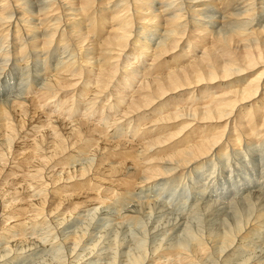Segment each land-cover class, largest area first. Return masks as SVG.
<instances>
[{
  "label": "bare ground",
  "instance_id": "1",
  "mask_svg": "<svg viewBox=\"0 0 264 264\" xmlns=\"http://www.w3.org/2000/svg\"><path fill=\"white\" fill-rule=\"evenodd\" d=\"M0 44L2 85L30 59L39 73L25 98H0V263L19 261L22 252L35 258L41 238L28 235L51 225L48 245L63 238L70 246L60 264L122 257L120 264H264V192L257 185L243 198L248 205L234 207L237 218L228 215L232 221L210 210L229 203L202 204L203 218L213 215L211 229L192 242L177 215L151 222L158 203L150 197L122 219L112 217L118 221L107 244L86 235L100 227L92 220L112 198L117 208L130 204L135 191L155 194L157 181L179 171L263 145L264 0H0ZM249 205L259 213L241 224ZM146 210L154 242L142 256L129 249L128 259L130 241L119 232L126 218Z\"/></svg>",
  "mask_w": 264,
  "mask_h": 264
},
{
  "label": "rangeland",
  "instance_id": "2",
  "mask_svg": "<svg viewBox=\"0 0 264 264\" xmlns=\"http://www.w3.org/2000/svg\"><path fill=\"white\" fill-rule=\"evenodd\" d=\"M221 5H218V7H220ZM104 32H105V29H104ZM106 36H109V32H106L105 35L103 36V38L100 40L102 41L103 39L106 38ZM99 41V42H100ZM1 45V44H0ZM44 56V55H43ZM65 57V56H62L61 59ZM44 59V57H43ZM31 60V59H30ZM28 61V67L26 69H21L18 73H15V75H12L10 74V76H8L7 78H5V83L6 85H2V82H0V98H4L6 95H7V98L9 97L10 99H12L14 96H22V98H25V95H23L25 92H26V89L28 88V85L30 83H33L35 82V76L34 73L36 74H39L38 73V70H37V67L35 68V63L32 62V61ZM40 62V61H39ZM17 65L19 63L15 62ZM32 63V64H31ZM20 66V64H19ZM33 69V70H31ZM36 70V71H35ZM3 71V72H2ZM4 71L5 70H0V78L2 77V75L4 74ZM32 74V75H31ZM33 76V77H32ZM10 78V79H9ZM13 80V81H12ZM33 81V82H32ZM9 83V84H8ZM44 83H45V80L42 81V84H41V88L42 86H44ZM40 85V82L38 83ZM3 86V87H2ZM9 87V88H8ZM11 88V90H10ZM2 90V91H1ZM5 91V92H4ZM3 93V95H2ZM9 93V94H8ZM22 94V95H21ZM126 94V93H125ZM12 95V96H11ZM113 104H111L112 106ZM83 107H81L80 109H82ZM257 146L256 147H251V146H243L242 148L240 149H235L234 151L233 150H230L228 153H226V155H223L221 157H218V156H215V157H212V158H209V160H206V162L204 161L203 163H200V167L198 168V170H187V171H179L178 173H176L175 175H171L168 179H163L162 181L159 180L157 181V185L154 186L155 188V194L153 193V191H150V192H147V193H150V194H146L145 192L141 193L140 192V189L135 191L134 194L135 196L137 197V201L136 200H133L130 204H128V201H126L122 206L120 207H116V206H119V203L120 201L117 199V198H112V200H110V202L108 203L109 206H105L106 208H102L100 210V212L102 210H104V212H107V215L105 217H102L100 219L97 220V215L100 214V212L94 217V220H92V222H96L94 223V225H97L99 228H96L95 226V229L94 228H90L87 232H86V235L88 236V234L90 235V237H94V235L97 236V239H99V242H98V247H100L102 244H107V243H103V242H108L109 238H111V236L114 234V226H113V223L117 222L118 220H112V217L116 215L115 217L119 218V219H122V217L124 215H126V213L129 211V210H132L134 207L137 206V204H142L144 203L146 200L150 199V200H155L153 202L158 203V205L156 206V208L158 209L157 212H154L153 213V216L152 218L150 219L151 222L154 220H163L164 221V216L165 218H170L172 219L174 216H179L180 218H182L185 222V225L187 226V230L185 229H181L179 230L181 233L183 232V234L185 235V239L189 240L192 242L193 239H195L196 237L198 238L199 236L198 235H206L207 232L211 229L210 227V222L213 220L212 219V216L209 218H203L205 217V211H204V208H201L200 206L202 204H207L205 202H207V200H213L215 199V203H216V200H218L219 203H229L228 205L231 204V201L233 199H237L235 202V204L233 203V205L231 206H228V205H223L225 206L223 208V206H217V205H212L210 210L214 207H216L215 209L216 210H219L215 213H218L219 214H222V212L224 213V211H226L224 213V216H219L221 217L222 219L224 218V220L228 219L227 221H232V218H229L230 216H234L237 218V215L234 213V212H237L239 211L244 205H248V201H244V199H246L247 197V193L249 191H252L253 189L251 188H254L255 185H257V188L255 189H258L260 190L261 192H264V143L263 145H260L259 143L256 144ZM246 149H245V148ZM90 158V157H89ZM81 159H86L84 158V156L81 158ZM91 160V159H89ZM206 163V164H205ZM79 164H76V166H78ZM205 168V169H204ZM192 172V173H191ZM206 173V174H205ZM183 174V175H182ZM179 175V176H178ZM181 176V177H180ZM172 177V178H171ZM183 177V178H182ZM230 177V178H229ZM170 179V180H169ZM184 179V180H183ZM167 180V182H166ZM169 180V182H168ZM174 183H173V182ZM161 182V183H160ZM172 182V183H171ZM160 183V184H159ZM163 184V185H162ZM161 187H160V186ZM195 185V186H194ZM144 188V187H143ZM146 189V188H144ZM153 189V188H152ZM142 191V190H141ZM197 193V194H195ZM213 193V194H212ZM216 194V195H214ZM246 195V196H245ZM225 196V197H224ZM150 197V198H148ZM158 197V198H157ZM199 197V198H198ZM205 197V198H204ZM209 197V198H208ZM212 197V198H211ZM251 197V196H250ZM128 198V197H127ZM148 198V199H147ZM153 198V199H152ZM156 198L158 200H156ZM243 200H241V199ZM249 200V199H248ZM118 201V202H117ZM144 201V202H143ZM159 201V202H157ZM214 201V200H213ZM222 201V202H221ZM241 202V203H239ZM250 202V201H249ZM245 203V204H244ZM161 204V205H160ZM217 204V203H216ZM253 204V202H252ZM110 206H114V207H110ZM154 206V205H153ZM163 206V207H162ZM165 206V207H164ZM237 207V209L235 208V211H234V207ZM251 205H249L250 207ZM110 207V208H109ZM233 207V209H232ZM252 209L248 212L243 213L242 215H239V220L242 221L241 224H244L245 223V220H246V216L251 219H254V216L253 215H257L259 213V211L257 210V208H253V206H251ZM114 208V209H113ZM117 208V209H116ZM125 208V209H124ZM161 208V209H159ZM164 208V209H162ZM223 208V209H222ZM112 209V211H111ZM122 210L120 213H118L117 210ZM232 211H231V210ZM165 210V211H164ZM167 210V211H166ZM210 210H207V213L210 211ZM229 210V211H228ZM237 210V211H236ZM117 211V212H116ZM160 211V212H159ZM163 211V214L161 213ZM204 211V212H203ZM232 213H231V212ZM255 211L254 214H252L253 212ZM110 212V214H109ZM113 212V213H111ZM198 212V213H197ZM118 213V214H117ZM149 213V210H146V212L144 214H142V216H139L137 218H126V220H124L125 222L123 223L122 225V230L119 232V238L120 239H123V237L125 236L126 239H128L130 241V245L127 246V248L124 250L127 254H125L124 256H128L129 253V249L132 250L134 252V250L136 252L134 253H137L138 252V255L139 256H142L143 255V251L145 249L146 246H148L150 248V244H153L154 242V239L153 237L149 234V231H150V227L151 226V222H148V214ZM161 213V214H160ZM165 213V214H164ZM181 213H183L181 215ZM121 214V215H120ZM167 214V215H166ZM190 215L189 217H186ZM195 214V215H194ZM244 214H247V215H244ZM158 215H161V216H158ZM226 215V216H225ZM229 215V217H228ZM148 216V217H147ZM154 216H157V219L156 217ZM197 216V217H195ZM245 218H244V217ZM161 219H160V218ZM218 218L221 219V218ZM226 217V218H225ZM243 217V219H242ZM140 220H139V219ZM130 219H133V220H130ZM137 219V220H136ZM211 221H210V220ZM231 219V220H230ZM245 219V220H244ZM96 220V221H95ZM130 220V222H129ZM136 220V221H134ZM147 220V221H146ZM244 220V221H243ZM134 221V223H133ZM111 222V224H110ZM113 222V223H112ZM121 221H119L117 224L118 226L121 225L120 223ZM165 222H167V219H165ZM206 222V223H205ZM108 223V224H107ZM126 223V224H125ZM130 223H132V225H130ZM139 223V224H138ZM145 223V224H144ZM191 223V224H190ZM84 224L83 221H81L80 223V226L81 227L82 225ZM106 224V226H105ZM120 224V225H119ZM223 224V223H222ZM104 225V226H102ZM149 225V226H148ZM196 225V226H195ZM49 226V225H48ZM47 226V228H48ZM144 226V227H143ZM202 226V228H201ZM49 227L51 228H48V229H45V230H42V231H39L41 229H37L38 231H33L30 232V235L33 234V238H34V241L38 240L40 236L41 240L38 242H36L41 248V251L39 253V255H37L35 258L31 256H24L25 255V252H22L23 254L21 255L20 257V260H15L13 261L12 263H9L10 261H6V264H60L63 263V261L66 262L67 259H69L70 255H69V250H70V246L68 244H63L62 241H64V239L62 238L64 235H67L69 234L68 231H72V229L74 227H72V229H64V230H59L57 235H55V237H57L59 240L61 239L62 243L58 242L56 243V245H52L53 248L54 247H57L59 254L58 256H56L55 254H57V252H55V249L52 248L51 245H48L50 242H49V238H48V235L50 233L52 234H55L54 232H51L52 231V226L50 225ZM108 229V227H110V231L109 229L107 230L106 228ZM124 227V228H123ZM148 227V228H147ZM205 227V228H204ZM222 227V226H221ZM63 228V227H62ZM61 228V229H62ZM147 228V229H146ZM219 228V227H217ZM75 229V228H74ZM73 229V230H74ZM112 229L114 230L112 232ZM191 229V230H190ZM198 229V231L196 230ZM207 229V230H206ZM216 229V228H215ZM93 230V231H91ZM145 230V231H143ZM149 230V231H148ZM193 230V231H192ZM195 230V232H194ZM205 230V232H204ZM44 231V232H43ZM46 231V233H45ZM47 231H50V232H47ZM78 231V230H76ZM109 231V232H108ZM147 231V232H146ZM192 231V232H191ZM197 231V232H196ZM201 231V232H199ZM41 232V233H39ZM102 232H104L102 234ZM122 232V233H121ZM179 232V233H180ZM189 234H187V233ZM45 233V235H43ZM59 233L61 235H59ZM64 233V235H62ZM95 233V234H94ZM204 233V234H203ZM40 234V235H39ZM99 234H102V235H99ZM133 234V235H132ZM149 236H147V235ZM182 234V235H183ZM191 234V235H190ZM193 234V235H192ZM128 235V236H127ZM181 235L180 239L183 238V236ZM188 235V236H187ZM197 235V236H196ZM87 236L85 238H87ZM100 236V237H99ZM103 238H102V237ZM133 236V237H132ZM141 236V237H140ZM144 236V238H143ZM191 236V238L189 237ZM45 237V238H44ZM49 237H51V234L49 235ZM61 237V238H60ZM89 237V236H88ZM106 237V238H105ZM124 237V238H125ZM148 240H147V238ZM189 237V238H188ZM43 238V239H42ZM115 238V237H114ZM143 238V239H141ZM146 238V239H145ZM150 238V239H149ZM105 239V241H104ZM107 239V240H106ZM131 239V240H130ZM135 239H137L136 241H141V240H146V241H139L138 243H136ZM139 239V240H138ZM179 239V238H178ZM259 239V238H258ZM43 240V242H42ZM128 240H126V242H129ZM176 242H179L180 240H177L175 239ZM174 239L172 240V242L175 241ZM46 241H48L46 244H42V243H45ZM88 242H90L91 240H87ZM133 241V242H132ZM150 241V242H149ZM190 241H185L187 246L189 247V245H191ZM257 241V240H256ZM261 242H264L263 239L260 240ZM41 242V243H40ZM87 242V243H88ZM132 242V243H131ZM144 245H143V243ZM148 242V244H147ZM190 242V243H189ZM1 243V242H0ZM135 244V246L133 245ZM137 244V245H136ZM142 244V245H141ZM147 244V245H146ZM183 244V243H182ZM189 244V245H188ZM252 243V247H255V246H258L259 243L257 244H254ZM45 245V246H44ZM133 248H132V247ZM139 246V248L142 250L140 251L139 248H137ZM142 248H141V247ZM0 247H1V244H0ZM6 247V246H4ZM44 247V248H42ZM129 247V248H128ZM62 248V249H61ZM85 248V247H84ZM108 248V247H107ZM132 248V249H131ZM256 248V247H255ZM258 248V247H257ZM260 248V247H259ZM258 248V249H259ZM14 249H17V248H14ZM54 252L52 254H50L51 251ZM67 249V250H66ZM69 249V250H68ZM109 249V248H108ZM7 249L3 250L5 254ZM59 250H61V252L63 251V253H61ZM106 250V249H105ZM66 251V252H65ZM108 251V250H107ZM124 251H118L120 253H118V257L117 258H121L123 256V252ZM20 252V251H18ZM131 252V251H129ZM141 252V254H140ZM47 253V254H46ZM44 254H46V258L44 256ZM13 255V254H12ZM43 255V257H42ZM49 255V256H48ZM52 255V256H51ZM55 256V257H54ZM121 256V257H120ZM126 256V257H127ZM137 256V257H139ZM13 257V256H12ZM24 257V258H23ZM27 257V258H26ZM31 257L33 258V260L35 259L36 261L34 263L33 260H29L31 261V263H28V259H31ZM47 257H49L50 260L47 259ZM42 258H45V259H42ZM60 260H58V259ZM61 258V259H60ZM65 258V259H64ZM103 259L100 261V262H107L108 260L104 258V256L102 257ZM123 258V257H122ZM120 259L121 261L123 259ZM128 258V257H127ZM10 258H8L7 256L5 257V260H8ZM25 259V260H24ZM129 259V258H128ZM142 258L140 257L139 261L141 260ZM120 260L118 259V261L116 262V264H120ZM127 260V259H126ZM40 261V262H38ZM44 261V262H43ZM21 262V263H20ZM38 262V263H37ZM0 264H3V263H0ZM5 264V263H4Z\"/></svg>",
  "mask_w": 264,
  "mask_h": 264
}]
</instances>
